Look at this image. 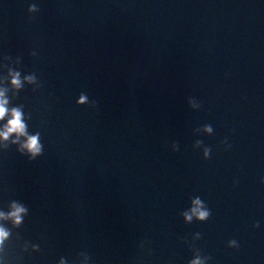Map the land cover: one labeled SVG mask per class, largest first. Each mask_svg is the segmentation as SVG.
Segmentation results:
<instances>
[{
	"label": "clouds",
	"instance_id": "clouds-1",
	"mask_svg": "<svg viewBox=\"0 0 264 264\" xmlns=\"http://www.w3.org/2000/svg\"><path fill=\"white\" fill-rule=\"evenodd\" d=\"M13 83L19 87L20 82L18 79H14ZM3 93L0 92V120L4 119L5 115L8 113V109L5 107L7 101L2 99ZM84 97L81 96L80 103L84 102ZM11 119L8 121V124L5 126V130L0 132V138L7 140L9 135L12 133H16L18 135H26L25 132V124L22 120V113L19 109H13L11 112ZM22 149H26L29 153H31V157L35 158L37 155L41 153V144L39 142V135L28 136L26 142L22 145ZM196 205L193 208V213L197 215L198 219L206 220L210 217L209 209H201V201L199 199L194 201ZM13 211L5 217L4 213L0 212V219L12 218L15 224H19L21 222V214L26 212V208L17 204L12 205ZM187 219H191V216H187ZM8 236V232L5 231L4 228L0 227V243ZM193 264H199V261H194Z\"/></svg>",
	"mask_w": 264,
	"mask_h": 264
}]
</instances>
